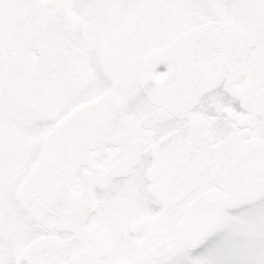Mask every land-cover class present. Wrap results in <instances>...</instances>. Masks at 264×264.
I'll return each instance as SVG.
<instances>
[{
  "label": "snow or ice",
  "instance_id": "6c2138e0",
  "mask_svg": "<svg viewBox=\"0 0 264 264\" xmlns=\"http://www.w3.org/2000/svg\"><path fill=\"white\" fill-rule=\"evenodd\" d=\"M0 264H264V0H0Z\"/></svg>",
  "mask_w": 264,
  "mask_h": 264
}]
</instances>
